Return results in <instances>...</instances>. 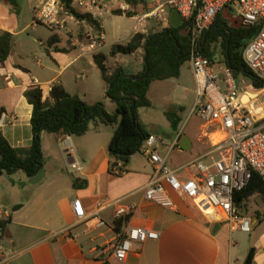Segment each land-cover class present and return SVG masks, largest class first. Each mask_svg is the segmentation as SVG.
<instances>
[{"label": "crops", "instance_id": "obj_1", "mask_svg": "<svg viewBox=\"0 0 264 264\" xmlns=\"http://www.w3.org/2000/svg\"><path fill=\"white\" fill-rule=\"evenodd\" d=\"M9 1L0 0V35L7 32L13 37V51L8 60L0 64V109L4 110L0 118V130L7 143L14 149L29 148L32 144V107L24 97V93L32 87H39L46 99L51 87L59 84L68 94L78 96L87 105L103 102L105 110L112 114L115 105L106 98L105 84L93 61V56L103 54L102 51L94 54L80 53L74 47L85 42L84 33L89 25L69 14H61L65 19V30L56 34L48 29L50 35L42 39L32 20L36 1L35 4H31V0ZM70 1L75 11L84 13L76 9L77 0ZM100 1L106 3L107 9L95 22L105 44L109 40L110 47L124 40L127 42L135 33L162 30L169 25V16L174 10L165 8L163 22L147 19L138 24L135 16H141L156 6L151 4L153 0H141L146 1V4H127L125 0H118L117 4ZM122 8L127 10L116 16L126 17L127 13H134L130 17L134 25L126 35L115 33L108 38L102 20L109 13L115 15L114 11ZM26 12L29 16H26ZM236 16L233 9L225 8L216 18L233 28L240 24L235 20ZM146 21L155 23L148 26ZM27 31L31 32L25 35ZM211 52V65L215 71L216 63L226 66L220 41L212 45ZM104 55L107 57L105 66L109 74L121 67L131 76L140 73L143 68L141 52L116 58ZM126 58L133 59V63L127 64ZM248 77L254 90H238L239 99L257 124L263 125L264 100L261 98H264V86H255L253 78ZM192 79L190 88L195 95L193 74ZM168 80L151 84L147 93L149 101L152 87H159ZM146 109H139L138 114ZM180 112L164 113L165 116L167 113L175 114L179 120L170 143L177 146L168 151L165 147L169 144L160 138L159 152L165 154L163 157L169 168L179 170L181 179H188L196 176L197 172L187 165L211 152L219 133L205 127L198 116L200 125L191 122V114L195 113L194 105L184 121L180 118ZM116 128L117 125L111 126L109 135H104L102 129L92 127L82 136L84 138L75 140L78 153L70 137L57 139L54 135L42 133L40 150L43 163L37 182L30 183L31 179L22 170L9 175L0 173V211L7 212V216L0 215L1 264H245L250 249L254 250L252 264H264V205L258 197L250 198L243 208L238 209L241 215L251 220V232L245 236H241V232L230 231L218 216L202 214L189 200L178 198L172 193L173 210L151 204L143 197V190L152 177V167L146 156L140 152L136 154L142 156L141 160L136 158V154L131 156L125 167L126 173L122 176H114L109 172L107 149ZM96 133L103 134L97 138L93 136ZM147 133L159 138L155 133ZM184 138L189 141L185 150L180 148ZM67 143L73 148L71 157L65 153ZM49 154L55 158L53 164L49 163ZM71 162L77 164L79 170H72L69 167ZM75 179L80 187L73 186ZM77 199L88 216L94 214L101 201L134 204L136 208L126 216L127 222L117 233L114 222L118 219H114L112 208H105L98 213L105 227H88L83 221L77 220L72 212V202ZM128 227L157 232L159 238L156 241L147 240L123 262L113 258L102 262L98 250L116 241Z\"/></svg>", "mask_w": 264, "mask_h": 264}, {"label": "built area", "instance_id": "obj_2", "mask_svg": "<svg viewBox=\"0 0 264 264\" xmlns=\"http://www.w3.org/2000/svg\"><path fill=\"white\" fill-rule=\"evenodd\" d=\"M35 1L33 23L61 34L65 30V19L62 15L69 14L66 5L60 0ZM75 3L93 21L100 19L107 9L106 3L100 0H77ZM153 3L157 5L134 19L138 24L147 19L163 22L165 19L162 15L168 7L177 11L183 23L189 24V64L195 81L194 111L205 127L219 135L212 144L211 152L187 165L197 172L196 176L188 179H181L179 170H173L166 165L165 158L159 152L160 139L149 135L140 147V153L146 156L152 167V177L143 190L144 200L160 208L173 210L174 202L170 196L172 193L178 198L189 200L200 213L218 216L230 231L249 234L252 229L251 220L241 215L234 206L233 198L246 187L252 172L264 180V124H257L241 104L232 70L224 66L221 72L215 71L211 62L199 53L197 43L202 33L212 25L217 14L225 8L233 9L242 25L258 27L243 51V61L258 80L264 81V0H166L165 3L153 0ZM126 10L121 9L123 13ZM84 40V43L74 45L80 53L94 54L106 45L103 35L90 25L84 33ZM176 146L172 143L165 148L172 151ZM65 153L72 156L73 148L69 143L65 146ZM69 167L79 170L74 162ZM111 173L119 177L126 170L119 163ZM105 208L113 209L116 220L128 216L136 206L101 201L94 214L88 216L78 199L72 202L74 217L88 227L106 226L98 217V213ZM0 215L7 216V212L0 211ZM1 233L0 225V236ZM158 238L157 232L128 227L116 241L101 246L98 256L102 262L108 258L123 262L141 244L147 240L156 241ZM1 258L3 252L0 248Z\"/></svg>", "mask_w": 264, "mask_h": 264}, {"label": "trees", "instance_id": "obj_3", "mask_svg": "<svg viewBox=\"0 0 264 264\" xmlns=\"http://www.w3.org/2000/svg\"><path fill=\"white\" fill-rule=\"evenodd\" d=\"M9 1V0H8ZM10 2V1H9ZM65 3L69 15L76 20H84L88 25L99 31L98 24L88 14H81L71 7L70 0H60ZM127 4H146L141 0H125ZM121 10L114 11L121 15ZM134 13H127L130 18ZM186 22L177 29L170 25L162 30L146 34L135 33L121 44H113L108 57L131 56L141 52L143 68L136 75H127L121 67H117L111 74L105 66L106 55L93 56L94 64L100 72L105 84V95L115 105V111L110 114L105 110L102 102L87 105L78 96L68 94L61 85H53L48 98H43L39 87H32L24 93V97L32 107L30 125L32 144L29 148H12L0 130V173L11 174L17 170L27 175H34L42 169V155L40 142L42 133L54 135L57 139L71 136H83L98 125H117L113 137L108 145L109 172L119 163L125 168L131 156L140 152L143 141L148 133L143 129L138 119V110L151 106L147 93L152 83L175 79L179 77L180 68L190 61L191 31ZM258 27H246L240 24L227 27L218 17L212 25L202 33L198 40V51L211 62V47L220 41L224 64L233 74L242 73L253 78L255 86H264V81L258 80L247 68L243 61V51L247 43L254 37ZM54 38V37H53ZM52 38V39H53ZM13 51V37L4 32L0 35V64L5 63ZM4 113L0 109V118ZM171 122V129L177 130L178 118L175 114H166ZM112 174V173H111ZM78 180H73V186L80 187ZM258 197L264 205V180L252 172L246 187L233 198L237 209L243 208L252 197ZM264 218V211L262 213ZM128 218H120L114 222L115 231L120 233ZM254 250L250 249L245 264H252Z\"/></svg>", "mask_w": 264, "mask_h": 264}, {"label": "rangeland", "instance_id": "obj_4", "mask_svg": "<svg viewBox=\"0 0 264 264\" xmlns=\"http://www.w3.org/2000/svg\"><path fill=\"white\" fill-rule=\"evenodd\" d=\"M24 1V0H23ZM108 1L109 4H117L118 0H105ZM31 4H35V0H31ZM155 4V3H152ZM77 10H81L77 5H75ZM26 16H29L28 12H26ZM237 17V16H236ZM235 17V20L237 22L239 18ZM234 19V18H233ZM232 21V19H230ZM104 22L105 30L107 37L109 38L115 33H119L121 35H126L130 29H132L134 25V21L130 18L126 17H120L113 14H108L104 17L102 20ZM230 21V22H231ZM71 22H68L70 24ZM155 21H146L145 24L148 26L154 25ZM37 28V34L43 39L44 37H48L50 35V31L42 25H35ZM31 31H27L25 35L30 34ZM107 43L106 46H104L100 51H102L103 54H108L110 49V44ZM126 40L121 41V43H124ZM127 64L133 63V59L126 58ZM216 70L218 72H221L223 69V65L220 63L215 64ZM234 77V75H233ZM234 81L236 84L237 92L238 90H254L251 79L247 76L244 77L242 73L235 75ZM167 82V83H166ZM163 83L161 86L154 85L151 89L150 93V101L151 106L146 109L145 111L138 114L139 121L142 124L143 129L147 132L150 131L152 133H155L157 136H159V139H164L163 141L170 145L172 138H173V130L171 129V122L166 118L165 112H175L180 113V118L182 121L186 120L190 108L193 107L194 101H195V95L193 93V90L190 88V85L193 84L192 74L190 70V64L189 62H185L181 68H180V77L178 79H171ZM222 86V84H221ZM261 100L263 101L264 98ZM103 103V102H102ZM104 104V103H103ZM180 107V108H179ZM171 114V113H170ZM191 122L196 123V125H200L201 122L199 121L197 115L191 114ZM110 125H98L97 129H102L103 133H110ZM99 132V131H98ZM103 133H96L97 138H101V135ZM48 134V133H47ZM48 136H52V134H48ZM72 144L75 145V140H81V138H84L82 136H71ZM51 142V141H50ZM44 143V142H43ZM52 144H55L53 141ZM61 147L63 148V145L61 144ZM75 150L78 153V148ZM76 153V154H77ZM162 156H165L163 152H161ZM50 158V164H53L55 161V158L49 154ZM136 158L138 160L142 159V156L140 154H136ZM172 161V160H171ZM258 205H260V202H258ZM238 232V231H234ZM241 236H245V233H241Z\"/></svg>", "mask_w": 264, "mask_h": 264}, {"label": "water", "instance_id": "obj_5", "mask_svg": "<svg viewBox=\"0 0 264 264\" xmlns=\"http://www.w3.org/2000/svg\"><path fill=\"white\" fill-rule=\"evenodd\" d=\"M169 25L172 28H179L183 25V21L180 18L179 14L177 13L176 10H173L169 16ZM189 144V141L187 140V138H184L182 140V142L180 143V148L185 150L186 149V145ZM27 175V174H26ZM41 176V172H38L35 175H27V177H29L31 179L30 183H35L37 182V178Z\"/></svg>", "mask_w": 264, "mask_h": 264}]
</instances>
